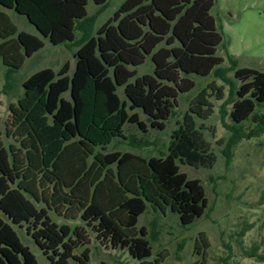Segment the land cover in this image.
I'll use <instances>...</instances> for the list:
<instances>
[{"label":"trees","instance_id":"trees-1","mask_svg":"<svg viewBox=\"0 0 264 264\" xmlns=\"http://www.w3.org/2000/svg\"><path fill=\"white\" fill-rule=\"evenodd\" d=\"M107 2L94 0L97 12L88 16L87 0H0L5 89L11 75L44 47L43 39L76 48L72 71L69 62L57 71L38 69L9 106L5 137L11 142L0 139V264H37L26 241L49 264H89L87 229L139 264H163V255L149 260L154 227L148 234L144 227L137 230V221L148 205L156 214L169 209L183 227L205 214L204 188L180 164L214 163L197 129V120L214 113L211 98L221 101L222 119L228 115L232 122L228 129L242 132V124L251 121L254 134L264 131V72L232 61L222 68L216 55L222 37L210 13L215 0H124L94 31ZM6 11L23 16L37 34L18 31ZM147 58L153 74L138 76L135 68ZM211 74L229 86V96L215 81L201 88L171 132L165 155L145 158L113 149L121 143L146 146L126 135L125 126L143 134L147 128L163 131L180 96L195 88L193 77ZM51 213L65 222L54 221ZM76 221L82 225L72 228ZM246 255L264 262L255 246Z\"/></svg>","mask_w":264,"mask_h":264},{"label":"rangeland","instance_id":"rangeland-1","mask_svg":"<svg viewBox=\"0 0 264 264\" xmlns=\"http://www.w3.org/2000/svg\"><path fill=\"white\" fill-rule=\"evenodd\" d=\"M123 2L108 0L103 11L95 18L93 30L96 31L110 18ZM97 9L94 0H87L88 16L95 14ZM6 12L18 31L37 34L23 16ZM210 13L222 37L216 51V55L223 59L222 68H228L232 61L238 68L264 72V0H215ZM43 41L44 47L11 75L8 89L4 88L6 68L0 60V139L6 145L11 142L5 137L9 106L21 96L22 82L41 68L49 67L57 71L65 62H69L71 71L74 68V46H54L46 39ZM135 69L138 76L153 74L149 58ZM226 76L234 81L233 72H227ZM193 79L195 88L180 96L175 116L166 122L163 131L147 128L143 134L135 126H125L126 135L147 141L146 146L133 149L121 143L115 144L113 149L130 151L145 158L165 155L171 132L177 128V122L182 121L189 101L201 88L215 81L218 86H223L226 97L230 94L229 86L213 74L204 78L194 76ZM119 94L124 99L121 90ZM211 102L214 113L206 120H197V129L208 144L209 152L215 158L214 163L208 168L180 164L181 172L202 184L208 200L205 214L192 225L183 227L178 216L169 209L164 212L157 210L159 214H156L148 205L147 212L138 218L137 230L144 227L151 234L154 227L157 234L156 241H151L150 261L163 255V264H264L246 255L255 246L258 254L264 257V131L254 134V123L247 121L242 124V132L249 136H244L240 130L233 132L228 129L232 125L229 116L221 117V101L211 98ZM230 109L231 105L225 108L227 114ZM137 112L141 120H145L142 112ZM51 217L59 224L65 222L52 213ZM70 225L73 228L82 223L76 221ZM246 227H249L248 231L240 238L239 233ZM20 233L26 240L24 230ZM87 233L89 264H139L126 250H114L108 244L100 243L91 230L87 229ZM25 244L35 255L37 264H49L34 244L30 241Z\"/></svg>","mask_w":264,"mask_h":264}]
</instances>
